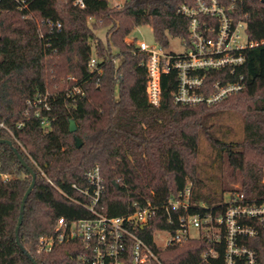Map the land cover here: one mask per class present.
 <instances>
[{
	"label": "trees",
	"instance_id": "obj_1",
	"mask_svg": "<svg viewBox=\"0 0 264 264\" xmlns=\"http://www.w3.org/2000/svg\"><path fill=\"white\" fill-rule=\"evenodd\" d=\"M26 2L21 8L17 0H0V123L13 134L0 126V138L10 139L35 172L18 239L38 264H74L71 256L77 247L63 243L43 253L38 251V238L52 233L60 216H87L62 192L82 199L71 184L84 182L83 172L94 164L103 176L101 204L108 215L131 212L147 200L158 206L147 229L139 230L150 245L153 230L175 227L161 215V205L187 184L189 212L223 210L224 192L264 201V43L243 50L244 61L234 73H210V80L222 77V72L229 80L242 75L244 87L238 92L212 105L175 103L177 80L170 72L162 75L161 100L153 106L145 93V55L125 37L140 25H149L163 47L171 37H186L188 18L177 7L194 0H124L118 6L85 0L83 8L72 0ZM218 2L232 5L233 16L246 22L250 39H264V0ZM46 20L59 21L61 28H51ZM102 27L104 42L95 32ZM92 56L97 59L94 69L88 67ZM214 106L221 109L209 110ZM230 109L241 114L242 137L228 142L205 121ZM200 131L222 151L227 175L237 177L239 187L224 181L219 193L203 191L197 169ZM0 172L10 175L0 180V264H33L15 238L21 198L31 176L4 143ZM244 223L252 224L257 234L237 238L235 246L252 250L256 264H264V229L250 220ZM212 245L217 257L203 261V251ZM156 250L165 264H224L226 242L223 236L215 244L198 237ZM234 260L246 264L243 255Z\"/></svg>",
	"mask_w": 264,
	"mask_h": 264
},
{
	"label": "built area",
	"instance_id": "obj_2",
	"mask_svg": "<svg viewBox=\"0 0 264 264\" xmlns=\"http://www.w3.org/2000/svg\"><path fill=\"white\" fill-rule=\"evenodd\" d=\"M17 1L21 8L27 6L26 0ZM72 5L83 8L85 0H72ZM115 5L120 3L116 2ZM231 10L232 5L225 7L218 0H194L193 4H180L177 12L188 18L187 36L179 37L184 45L181 53L168 51L157 42L147 44L135 37L126 39V42L136 47V51L145 55V93L151 105H159L161 77L170 72L175 74L177 80L173 92L175 103L212 105L244 87L242 75L229 80L224 78L226 72H222V77L209 79L211 72L234 73L235 68L244 61L242 51L264 43V39H250L246 22L235 18ZM46 23L51 28H61L59 21L53 23L46 20ZM96 62V57L92 56L88 67L94 69ZM0 126L13 136L3 123ZM9 178L8 173L0 172L1 181ZM83 178L81 184H71V188L82 199L61 192L82 206L87 216L71 220L58 217L54 231L38 238V251L50 252L55 246L66 243L78 248L75 255L71 256L74 264H125L127 260L131 264H165L156 249L164 250L198 237H205L215 244L223 236L226 242L224 264H234V256L240 255L245 256L246 264H256L254 252L235 246V242L243 235L254 237L257 234V229L244 221L250 220L264 229V201L257 202L242 192L234 191L229 192L228 198L223 200L225 208L221 211L211 208L204 213L189 212L191 187L187 184L161 205V215L175 227L153 230V245H150L139 234V230L147 229L149 219L157 215L158 206L147 200L143 205H136L131 212L108 215L101 204L104 184L100 166L94 164L85 170ZM200 205L205 206L203 202ZM209 257H217L213 245L202 253L203 261Z\"/></svg>",
	"mask_w": 264,
	"mask_h": 264
},
{
	"label": "rangeland",
	"instance_id": "obj_3",
	"mask_svg": "<svg viewBox=\"0 0 264 264\" xmlns=\"http://www.w3.org/2000/svg\"><path fill=\"white\" fill-rule=\"evenodd\" d=\"M112 6L116 2L120 4L124 0H107ZM117 6V5H116ZM97 36L104 42L106 28L102 27L97 29ZM135 37L137 40H143L147 44L155 43L152 29L149 25H140L135 27L125 40ZM168 51L181 53L184 50V45L179 37L169 38ZM221 109V107H212L209 110ZM210 130L220 139L225 141L240 140L242 137V117L241 114L232 109L219 111L215 116H211L205 121ZM197 162H198V175L202 182L205 184L203 191L212 193L215 190L219 193L222 189V182L226 181L232 187H239L237 177L232 179L227 175V167L224 161L222 151L215 148L206 138L204 132L200 131L197 148ZM228 198V192L223 193V200Z\"/></svg>",
	"mask_w": 264,
	"mask_h": 264
},
{
	"label": "water",
	"instance_id": "obj_4",
	"mask_svg": "<svg viewBox=\"0 0 264 264\" xmlns=\"http://www.w3.org/2000/svg\"><path fill=\"white\" fill-rule=\"evenodd\" d=\"M76 129V125L74 120H70L69 122V130L71 132H73ZM0 143H4L7 144L12 151L15 153L17 159L19 160L20 164L28 171V173L31 176V180L29 183V186L27 187L26 191L24 192L22 198H21V202H20V208H19V215H18V219H17V224L15 227V238H16V242L20 248V250L30 259V261L33 264H38L34 258L30 255V253L23 247V245L19 242L18 239V232H19V226L22 222V216H23V210H24V205H25V201L27 199L28 194L30 193L31 189L34 186L35 183V172L33 171V169L24 161V159L21 157V155L18 153L16 147L13 145L12 141L10 139L7 138H0ZM75 144L77 147H80L81 145V140L77 137H75Z\"/></svg>",
	"mask_w": 264,
	"mask_h": 264
}]
</instances>
